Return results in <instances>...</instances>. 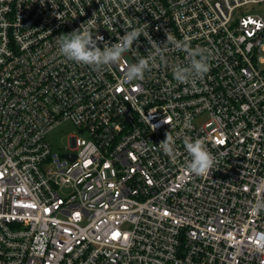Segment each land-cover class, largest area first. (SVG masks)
<instances>
[{"label": "built area", "instance_id": "2783aa9c", "mask_svg": "<svg viewBox=\"0 0 264 264\" xmlns=\"http://www.w3.org/2000/svg\"><path fill=\"white\" fill-rule=\"evenodd\" d=\"M84 23L101 49L143 29L164 59L125 81L154 51L142 34L117 64L69 61L58 37ZM166 32L207 49L210 71L178 83L189 57ZM262 52L264 0H0V264H264V211L251 212L264 198ZM63 120L87 138L58 154L45 137ZM184 137L205 140L208 176L186 171Z\"/></svg>", "mask_w": 264, "mask_h": 264}, {"label": "clouds", "instance_id": "9594fccd", "mask_svg": "<svg viewBox=\"0 0 264 264\" xmlns=\"http://www.w3.org/2000/svg\"><path fill=\"white\" fill-rule=\"evenodd\" d=\"M142 34L145 35L154 51L147 58H140L137 63L127 65L124 79L130 83L144 78L145 72L150 70V62L157 55L161 60L164 59L160 44L152 40L148 32L144 33L143 29L125 30L124 35L119 37V42L111 45L104 42L103 49H101L98 42L103 41V37L96 36L94 39L90 28L84 23L73 32L58 37L59 53L69 61L100 69L119 63L123 54L132 49L133 43L137 42ZM166 35V43H172L176 48L188 53L189 64L176 66L173 69V77L178 83H188L192 78L203 77L210 71L207 49L199 46L192 48L187 43V38L184 41H177L170 32H166ZM183 144L190 157L186 164V171L197 177L208 176L215 167L216 160L208 150L205 140L197 138L193 141L190 137H184ZM159 146L167 156L175 157V141L171 135L166 133L165 140L160 142ZM261 211H264V198L257 199L251 208L253 215Z\"/></svg>", "mask_w": 264, "mask_h": 264}, {"label": "rangeland", "instance_id": "374dc122", "mask_svg": "<svg viewBox=\"0 0 264 264\" xmlns=\"http://www.w3.org/2000/svg\"><path fill=\"white\" fill-rule=\"evenodd\" d=\"M260 10L261 8L257 7V11ZM261 55L264 56V52H262ZM262 67H264V63H262ZM205 119L206 115H201L195 119V123H203ZM70 135H77L82 140L87 138L86 132L81 131V129L70 120H63L60 122L46 133L45 138L49 143L52 152L62 154L63 152L70 150Z\"/></svg>", "mask_w": 264, "mask_h": 264}, {"label": "water", "instance_id": "95a60500", "mask_svg": "<svg viewBox=\"0 0 264 264\" xmlns=\"http://www.w3.org/2000/svg\"><path fill=\"white\" fill-rule=\"evenodd\" d=\"M65 156L71 158V159H74L75 158V155L74 154H65Z\"/></svg>", "mask_w": 264, "mask_h": 264}]
</instances>
